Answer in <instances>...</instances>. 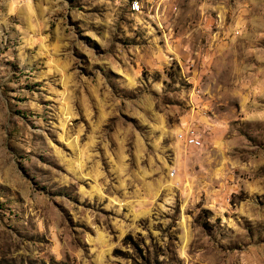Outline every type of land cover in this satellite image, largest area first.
<instances>
[{
    "label": "rangeland",
    "instance_id": "obj_1",
    "mask_svg": "<svg viewBox=\"0 0 264 264\" xmlns=\"http://www.w3.org/2000/svg\"><path fill=\"white\" fill-rule=\"evenodd\" d=\"M129 1L0 0V264H264V0Z\"/></svg>",
    "mask_w": 264,
    "mask_h": 264
},
{
    "label": "bare ground",
    "instance_id": "obj_2",
    "mask_svg": "<svg viewBox=\"0 0 264 264\" xmlns=\"http://www.w3.org/2000/svg\"><path fill=\"white\" fill-rule=\"evenodd\" d=\"M128 6H129V10L132 13L141 12L143 9V3L141 0H130Z\"/></svg>",
    "mask_w": 264,
    "mask_h": 264
},
{
    "label": "built area",
    "instance_id": "obj_3",
    "mask_svg": "<svg viewBox=\"0 0 264 264\" xmlns=\"http://www.w3.org/2000/svg\"><path fill=\"white\" fill-rule=\"evenodd\" d=\"M179 137H181L187 144L190 145H198L200 143L197 138L192 136H185L184 134H179Z\"/></svg>",
    "mask_w": 264,
    "mask_h": 264
}]
</instances>
